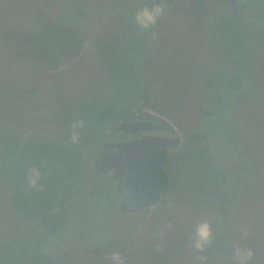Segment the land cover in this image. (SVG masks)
<instances>
[{
    "label": "rangeland",
    "instance_id": "rangeland-1",
    "mask_svg": "<svg viewBox=\"0 0 264 264\" xmlns=\"http://www.w3.org/2000/svg\"><path fill=\"white\" fill-rule=\"evenodd\" d=\"M150 3L0 0V264H264V0H176L144 31ZM159 148L170 187L133 207L125 171Z\"/></svg>",
    "mask_w": 264,
    "mask_h": 264
},
{
    "label": "clouds",
    "instance_id": "clouds-1",
    "mask_svg": "<svg viewBox=\"0 0 264 264\" xmlns=\"http://www.w3.org/2000/svg\"><path fill=\"white\" fill-rule=\"evenodd\" d=\"M165 15L164 3L153 2L151 6H144L139 8L134 13L132 19L136 26L144 31H152L158 24L160 19ZM155 36V32H152ZM86 127L84 119H76L69 125V145H79L81 143V131ZM26 183L29 189L37 191H44L42 181V173L39 167L33 166L28 169L26 173ZM247 229L241 230V239L246 240L249 238ZM213 240L212 224L208 219H203L195 224L194 235L191 240V247L197 253H205L208 246ZM255 253L251 248H245L237 244L232 251V264H251ZM109 259L112 264H128L127 257L121 252L113 250L110 253ZM208 257L206 255H199L196 258L197 264H207Z\"/></svg>",
    "mask_w": 264,
    "mask_h": 264
},
{
    "label": "trees",
    "instance_id": "trees-1",
    "mask_svg": "<svg viewBox=\"0 0 264 264\" xmlns=\"http://www.w3.org/2000/svg\"><path fill=\"white\" fill-rule=\"evenodd\" d=\"M176 0H151L149 6L155 3H164L165 10L173 6ZM227 18V17H226ZM257 18L256 20H258ZM226 21L229 22L228 19ZM260 21V20H259ZM261 29H263L261 27ZM143 36H149L145 32ZM234 74L233 72H231ZM231 74V75H232ZM101 115L99 118H104ZM168 152L165 149H155L143 157L132 161L124 174L123 190L133 207L144 209L154 206L170 187L169 175L166 171ZM220 228V231H224ZM54 232V230H52ZM228 236H224V243H228Z\"/></svg>",
    "mask_w": 264,
    "mask_h": 264
}]
</instances>
